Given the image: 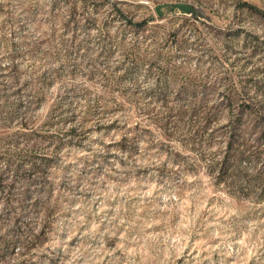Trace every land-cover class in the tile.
Instances as JSON below:
<instances>
[{"label": "rangeland", "instance_id": "1", "mask_svg": "<svg viewBox=\"0 0 264 264\" xmlns=\"http://www.w3.org/2000/svg\"><path fill=\"white\" fill-rule=\"evenodd\" d=\"M151 89L172 105L233 91L264 118V0H0V174L16 214L31 195L0 264H264V159L218 184L227 113L200 160L183 125L162 135ZM31 161L49 165L34 183Z\"/></svg>", "mask_w": 264, "mask_h": 264}, {"label": "trees", "instance_id": "2", "mask_svg": "<svg viewBox=\"0 0 264 264\" xmlns=\"http://www.w3.org/2000/svg\"><path fill=\"white\" fill-rule=\"evenodd\" d=\"M156 9L158 15H161V9L159 7ZM180 9L182 13L192 12V9L187 6H181ZM145 22L146 20H143L141 22L135 23V25L141 26ZM57 73L58 72L56 70H44L37 77L39 83L38 85H50L54 83ZM156 83L162 85V83H166V81L162 76H158ZM158 87L160 88V86ZM189 93H191V96L187 99V101L184 102H180L182 99V97L180 99V95L179 97L177 96L176 105L170 104L171 100L169 98V94L162 89H151L146 93L150 99H153V102H159L167 113L162 118L155 117V121L161 123L160 127L162 129V135L165 138L173 137L175 134V129L183 125L185 127V133L183 135L182 141L185 145L190 147V150L198 151L200 153L199 159L201 160V153H203L205 150V145L211 143V140L214 136L212 133L213 130H210V128L218 119V115L223 113L224 109V111L227 113L230 130L227 131L226 134L225 132H220L215 136L222 137L223 135H226L228 138L225 156L220 162H210L209 164L210 169L216 170L217 183L219 184L225 181L226 176H224V173L229 170V178L237 177V163L241 160L248 159L250 161H257L264 159V129L262 131L260 128L257 129L260 127L259 124L264 121L260 110L247 105L242 106L236 111L234 108L238 103L237 99L239 94L233 91L222 93L218 97L219 100L214 103H211L209 98L210 93L208 91H204L201 94L195 92ZM31 103L33 104L34 102L32 101ZM20 104L21 102H18V105ZM245 121H249L251 124L248 131L242 128L243 122ZM75 132V128L70 129L71 135H75ZM254 134L255 136H253ZM247 136H249V139L251 138L253 143L249 141ZM48 167L49 165L47 163H37L31 161L28 168L27 177H30V181L34 183L38 180L36 175H42V173ZM13 172L15 175L23 173L20 166H16L13 169ZM14 183V179H11L9 182H7L6 177L3 176V174H0V201L3 206L2 211L0 212V221L9 219L13 226L11 232L9 233V239H5L4 237L0 238V241L5 240V243H3L0 249V261H2L5 257V254L9 251H12L16 245H23L24 242L22 240V236L29 233L30 231L29 223L25 222L21 218V214L26 209V201L31 196L30 191L24 190L21 193L20 198L16 200V203H19L17 207L21 211V214H16L14 207L12 206V188ZM24 247L27 248L28 246L24 245Z\"/></svg>", "mask_w": 264, "mask_h": 264}]
</instances>
